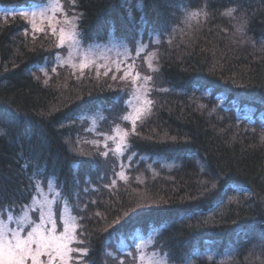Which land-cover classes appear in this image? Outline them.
<instances>
[{"label": "trees", "instance_id": "16d2710c", "mask_svg": "<svg viewBox=\"0 0 264 264\" xmlns=\"http://www.w3.org/2000/svg\"><path fill=\"white\" fill-rule=\"evenodd\" d=\"M62 3L79 17L84 43L114 36L133 44L145 31L141 40L157 69L154 107L127 138V158L135 157L120 179L114 152L100 156L91 142L104 151L98 133L112 136L116 125L130 131L120 117L134 91L131 79L120 80L123 71L98 76L95 68L81 74L54 67L65 50L51 30L34 32L23 17L0 13V110L11 117L0 122L3 217L54 179L83 227L85 243L77 246L89 249V264L109 258V241L129 240L138 229L147 237L146 224L156 227L154 249L170 253L172 264H264V0H143L142 10L140 0ZM37 4L0 0V8L12 10ZM205 4L206 21L201 13L185 23V10ZM232 8L233 17L221 14ZM113 179L117 184L106 187ZM141 205L159 208L124 218ZM115 255L114 264H131L132 256L118 249Z\"/></svg>", "mask_w": 264, "mask_h": 264}, {"label": "snow or ice", "instance_id": "6c2138e0", "mask_svg": "<svg viewBox=\"0 0 264 264\" xmlns=\"http://www.w3.org/2000/svg\"><path fill=\"white\" fill-rule=\"evenodd\" d=\"M74 2V0H73ZM137 7L143 9V0ZM238 8L226 9L222 12V15L228 17H233ZM203 13L205 21L208 18L209 13L207 12V5L204 8L197 7L193 10H185V23L193 19H198ZM16 15L23 17L31 25L34 32H44L45 28L43 26H38L37 18H39L41 24L47 23L48 28L51 30L53 35L59 32L58 38V48L68 46L71 48L74 45H79L83 39V34L77 31V25L79 17L73 16L72 20L76 23H72L67 18V13L64 12L61 0H38L37 8L32 10L30 13L24 10H15L8 12L5 18L11 16L15 18ZM63 17V21L61 20ZM127 18L130 22L135 21V17L129 12L127 13ZM71 25L70 27L58 25ZM141 28L144 26V16L140 17ZM162 34V33H161ZM154 43H161L160 39L157 38ZM171 43V39L169 40ZM148 46L141 43L135 48V55L139 57L141 53ZM126 60H114L113 64L116 65V71L120 72L122 70V65H126L127 70L124 71L123 75L120 76V80H126L131 77V83L135 86L134 91L128 93L129 98L123 101L124 107L128 109L120 119L124 122L131 124L130 131L124 130L121 135L108 136L104 133H98L104 137L103 148L104 151H99L100 141H92L94 147L97 148L98 155L107 158L110 153H116L123 155L124 150L129 148L130 145L127 142L129 135L136 134V127L138 122H142L143 119L151 115V110L154 107V101L149 98L152 88L148 87L149 82L152 81L153 77L151 75H141L140 72H134L135 58L127 56V48L125 46ZM127 59H131L132 63L127 64ZM65 63H71V61H61V66ZM94 61L84 60L79 64L81 74L85 68L90 67ZM73 69L77 67L76 64H71ZM99 67H97V75L99 76ZM148 67L150 70L156 71L157 69H152V64L149 62ZM39 71L44 72L47 75V71L44 68H40ZM52 72H56V68L51 69ZM112 71L108 68L104 75L107 76L109 72ZM134 73V74H133ZM38 78V77H37ZM112 80H116L117 76L115 74L111 77ZM143 80L144 83H139ZM47 83V80L45 81ZM122 99V98H113ZM92 109H85V112H91ZM10 110L3 109L0 110V122L10 119ZM51 115V113H49ZM84 112L80 113L83 116ZM79 118V117H78ZM63 127V125H61ZM120 128V125H116L113 129L115 132ZM264 139V138H262ZM172 142H176V138H171ZM108 141L115 142V148L109 147ZM82 154V153H81ZM123 167V165H120ZM120 179L126 180L127 177L123 172L114 173ZM117 184V180L113 179L111 185H105L106 187H114ZM34 187H36L34 185ZM51 188V184H49ZM215 187V185H213ZM63 195L62 193H57V196ZM39 206L40 215L39 223L35 220L29 221L27 214L25 213L20 218L14 217L12 214H8L6 219H0V264H78L84 256L88 255L89 249L87 247H74L73 245H83L85 240L80 238L84 237L85 233L83 227L77 224V217L69 214L68 216H61V230L57 228V222L53 218L51 211V201H48L47 197L44 198L43 202L36 201ZM92 203H95L93 201ZM45 205L48 206L47 212L45 214ZM140 208H155L158 209L159 205H141L137 208L131 209L130 212L124 213V218H130L134 214L138 213ZM95 215L99 216V213ZM83 219V217H80ZM15 221L16 227H10L9 224ZM117 224L120 220L117 219ZM236 222H234L235 224ZM237 229L240 228L236 224ZM78 228L80 229L78 232ZM261 233H264V226L260 228ZM119 239V238H118ZM144 244L143 242L134 245L133 251L127 253V255L132 256L134 262H141L144 260L143 253ZM135 253V255L133 254ZM79 254V255H74ZM111 255V253H108ZM171 254L166 253L162 256L159 264H168ZM209 260L212 259L211 256L208 257ZM119 264H124V260H119ZM183 264V262H181Z\"/></svg>", "mask_w": 264, "mask_h": 264}, {"label": "rangeland", "instance_id": "374dc122", "mask_svg": "<svg viewBox=\"0 0 264 264\" xmlns=\"http://www.w3.org/2000/svg\"><path fill=\"white\" fill-rule=\"evenodd\" d=\"M61 3H62V0H61ZM62 6H63V3H62ZM36 8H37V5L26 7V8H20L17 10H24V11H28L30 13L32 10H34ZM63 9H64V12L67 13V18L70 21H72V23H76V21L72 20L73 16H70L68 14V11L65 10L64 6H63ZM12 11H15V9L12 10V9L0 8V13H3V14H6V13L12 12ZM61 20L63 21V17H61ZM37 24H38V26H43L45 29H49L47 26V23L41 24L39 18H37ZM30 26L32 28L31 24H30ZM60 26L70 27L71 25L70 24L69 25H63V23H62L61 25H58V29ZM144 32L145 31H143V30L141 31V37L144 34ZM55 36L58 39L59 38V32H57V34ZM111 36H113V35H111ZM141 37L138 40H135L133 42V44H128L125 41L118 40L113 36L111 40L106 39V41H103V42L84 43V41H81V43L79 45H74L71 48H69L68 46L62 47L65 51L60 53L57 56L56 60L54 61V67L57 65H61V61H69L70 60L71 63H65L64 65L69 66L73 69L71 64H76L77 67L74 70L77 72H81V70L79 68V64L84 60H88V61H94V63H92L90 65V67L85 68L83 70V72L87 69H90V68L97 69L98 66H102V67H99V72H105L108 68H111L112 70L116 71V65L113 64L112 61H114V60H126V55H125V46H126L127 56L135 58L134 72L138 71L141 73L142 76L143 75L153 76L155 71L149 69L148 63L150 62L152 64V69H155L153 66V63H152L154 60L153 59L154 53L150 52L146 48L141 53V55L139 57H136V55H135V48L139 44L143 43V41L141 40L142 39ZM134 43H135V45H134ZM143 44H145V43H143ZM131 63H132V60L127 59V64H131ZM125 70H127L126 65H122L121 71H123V73H124ZM129 79H131V77H129ZM139 83L142 84L144 82H143V80H141V81H139ZM148 87H151V82H149ZM134 88H135V86H134ZM96 115H98V113H96V112L92 114V116H91L92 122L97 120ZM242 116L248 118L249 120H252L251 115L244 114ZM123 131H124V129L119 128L114 132L113 135H116V136L121 135L123 133ZM108 142L112 144V147L114 149L115 148V142H112V141H108ZM128 155H130V154L129 153L127 154L126 149L124 150L123 155H119V154L114 153L115 159L119 163V168L117 170L118 173L121 172L124 165L130 166L131 162H133V158L135 156H133V158L132 157L127 158ZM115 163L116 162L114 161L113 164H115ZM121 164L123 165V167L120 166ZM49 184H51V188L49 187ZM57 193H61V192L59 189H57L54 179L49 180V182L47 184V188L44 189L40 186L38 193L33 197L32 202L28 206L19 210L17 213H14V212L7 210L6 216L8 214H12L14 217L20 218L21 216H23L26 213L29 221L35 220L37 223H39L40 210H39V206L36 203V201L43 202L44 198L47 197L48 201L52 202L51 203V211H52L53 218L57 222V228H58V230H61V228H62L61 216L66 217L69 214L76 216V214L74 213V211H72V208L69 204V200L66 197H64L63 195L57 196ZM47 208H48V206L45 205V214L47 212ZM0 219H6V217H3V213H0ZM151 219L157 220L156 217H153ZM77 224H78V220H77ZM9 226L10 227H16L15 221L10 223ZM145 229L149 230V235L147 237L144 236L141 229H138L136 231V236L130 238L129 240L122 238L119 241H115V242L109 241V245H107V249H106V254L109 258L106 261H103L102 264H114L113 262H111V258H117V256L115 255V249H118V251L120 253L127 254L128 252L133 251L135 244L141 243V242H143V244H144V248H143L144 260L141 262H134L133 258H132L131 264H159L162 256L166 253L165 252L161 253L159 251H162V250L154 249V247H153L151 237L155 233L156 227L153 226L150 228L149 225L146 224ZM73 246L78 247L75 244ZM108 253H111V255H109ZM74 255H79V254H74ZM86 258H87V256H84L82 258V260L78 262V264H89L88 263L89 261L86 262ZM120 260H122V258H120ZM168 264H172L170 262V260L168 261Z\"/></svg>", "mask_w": 264, "mask_h": 264}]
</instances>
